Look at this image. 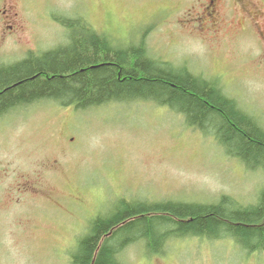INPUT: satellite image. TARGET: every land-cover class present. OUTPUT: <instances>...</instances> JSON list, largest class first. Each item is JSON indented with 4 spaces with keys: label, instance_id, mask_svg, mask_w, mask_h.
<instances>
[{
    "label": "rangeland",
    "instance_id": "374dc122",
    "mask_svg": "<svg viewBox=\"0 0 264 264\" xmlns=\"http://www.w3.org/2000/svg\"><path fill=\"white\" fill-rule=\"evenodd\" d=\"M210 1L0 0L7 11L0 12V64L67 46L70 32L59 20H81L116 44L144 41L150 57L219 81L264 127V0H216L214 19ZM188 124L185 113L145 98L90 108L43 102L4 114L0 264H73L77 239L118 200L203 204L227 195L255 205L264 171H248L214 131ZM202 239H171L152 256L137 242L120 257L124 264H264V251L248 253L230 235Z\"/></svg>",
    "mask_w": 264,
    "mask_h": 264
},
{
    "label": "trees",
    "instance_id": "16d2710c",
    "mask_svg": "<svg viewBox=\"0 0 264 264\" xmlns=\"http://www.w3.org/2000/svg\"><path fill=\"white\" fill-rule=\"evenodd\" d=\"M59 23L70 32L67 46L0 64V117L43 102L90 108L145 98L185 113L188 125L198 132L214 131L226 154L248 171H264V127L223 93L219 81L150 57L144 41L126 47L81 20L61 18ZM257 196L258 202L249 206L227 195L203 204L118 200L111 211L90 221L86 234L77 239L71 262L124 264L123 250L137 242H144L146 255L152 256L161 255L171 239L214 241L227 235L248 253L262 252L264 188Z\"/></svg>",
    "mask_w": 264,
    "mask_h": 264
},
{
    "label": "flooded vegetation",
    "instance_id": "af4514ba",
    "mask_svg": "<svg viewBox=\"0 0 264 264\" xmlns=\"http://www.w3.org/2000/svg\"><path fill=\"white\" fill-rule=\"evenodd\" d=\"M215 1L216 0H211L210 2H209V4H208V15L211 17V18H213L214 19V13H215ZM0 12H4L5 14H6V10H4V11H2V10H0ZM14 14L12 13V11H10V14L8 15V18L9 17H11V16H13ZM15 15L13 16V18H12V21L16 24V22H15ZM11 29V28H10Z\"/></svg>",
    "mask_w": 264,
    "mask_h": 264
}]
</instances>
